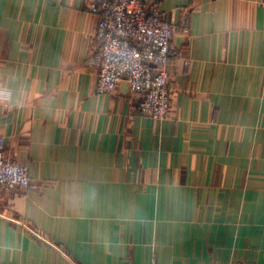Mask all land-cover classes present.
Masks as SVG:
<instances>
[{"label":"crops","instance_id":"obj_1","mask_svg":"<svg viewBox=\"0 0 264 264\" xmlns=\"http://www.w3.org/2000/svg\"><path fill=\"white\" fill-rule=\"evenodd\" d=\"M96 0H0V264H264V5L146 0L178 24L171 108L96 90Z\"/></svg>","mask_w":264,"mask_h":264},{"label":"built area","instance_id":"obj_2","mask_svg":"<svg viewBox=\"0 0 264 264\" xmlns=\"http://www.w3.org/2000/svg\"><path fill=\"white\" fill-rule=\"evenodd\" d=\"M91 9L100 15L96 35L102 42L94 60L96 90L114 92L126 83L139 97L141 114L157 121L168 117L172 39L178 24L164 18L158 3L146 0H96ZM30 185L27 165L8 157L0 138V194Z\"/></svg>","mask_w":264,"mask_h":264},{"label":"rangeland","instance_id":"obj_3","mask_svg":"<svg viewBox=\"0 0 264 264\" xmlns=\"http://www.w3.org/2000/svg\"><path fill=\"white\" fill-rule=\"evenodd\" d=\"M161 121V120H160ZM7 155V154H6ZM8 156V155H7ZM8 157H10V156H8ZM11 158V157H10ZM23 164V163H22ZM25 189H27V188H25ZM16 190V189H15ZM15 190H12V191H10V192H7V193H11V192H13V191H15ZM7 193H4V194H7Z\"/></svg>","mask_w":264,"mask_h":264}]
</instances>
